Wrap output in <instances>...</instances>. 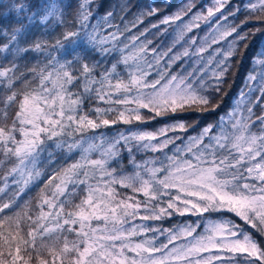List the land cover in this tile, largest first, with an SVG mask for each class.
I'll list each match as a JSON object with an SVG mask.
<instances>
[{"label": "snow or ice", "instance_id": "6c2138e0", "mask_svg": "<svg viewBox=\"0 0 264 264\" xmlns=\"http://www.w3.org/2000/svg\"><path fill=\"white\" fill-rule=\"evenodd\" d=\"M102 7L0 0V264H264V114L253 112L264 105V53L243 108L187 142L169 135L194 127L188 116L221 107L241 47L264 36V0H184L159 22L190 17L172 47L187 46L171 56L172 47L157 56L151 40L137 43L148 29L121 40L130 29L112 20L124 19L127 3L100 16ZM160 11L155 0L143 4L133 27ZM212 18L199 43L185 41ZM104 25L114 31L102 36ZM230 36L227 47H213ZM165 117L173 122L149 130ZM121 124L128 127L104 131ZM33 186L35 203L21 201ZM185 216L206 220L202 231L200 220L151 223Z\"/></svg>", "mask_w": 264, "mask_h": 264}, {"label": "trees", "instance_id": "16d2710c", "mask_svg": "<svg viewBox=\"0 0 264 264\" xmlns=\"http://www.w3.org/2000/svg\"><path fill=\"white\" fill-rule=\"evenodd\" d=\"M101 3H103V7L99 9L100 16H103V14L109 10V9H116L117 12H119V9L116 7L117 5L127 3L131 7V11L128 12V14L124 17L123 20L117 16L116 19L112 20L113 24L119 25L121 30L124 29L125 24H127L130 31L124 32L123 36H121V40L124 42L126 41V37H130L133 35H139L141 32H143L145 29H148L145 36H141L140 41H137V43H140L145 40H151L152 44L148 45V47L151 49L153 47L156 48V55L159 56L161 53L166 52L170 47L173 46L174 41L176 40L180 27L184 23L189 22L190 17H184L183 21H176L173 24L170 25H163L160 24V19H162L166 15H171L176 11V9L181 6V4L184 2V0H155V3L158 7H160L161 11L159 16H153L144 19L143 23H136L135 27H133V21H134V14L136 13L137 9L141 7L145 3H150L152 0H100ZM195 3L198 6H211L213 3V0H195ZM233 4H239L240 0H232ZM244 3L247 4V0H244ZM168 5H171L169 7ZM199 10L203 11V8H200ZM100 16L97 17V19L100 18ZM243 19V17H241ZM230 21H221V23H229ZM96 23V20H93V24ZM238 23V21H237ZM153 24H158L159 28H152ZM200 27L193 28L192 32H189L185 36V41L188 40L190 37L195 36L197 38V41L201 40L208 32L211 31L212 28L215 27V18H212V21L210 23H206L204 21L199 22ZM178 25L180 27H178ZM253 26H258V22L253 21L252 24L248 25L245 30L252 29ZM167 29V31H165ZM101 35H106L108 32L114 31L112 28H107L106 25L102 29H100ZM233 40V37H227L225 40H222L220 44L213 45L214 48H220V47H227L231 41ZM244 42H241V45H243ZM248 47L247 49H244L241 47L242 56L238 59H234L233 62V68L231 72V76L229 78L228 85L225 87L226 95L223 97V103L219 109H217L215 112L212 113H204V114H196V117L193 118L191 116H188L187 119L190 123L194 125V127H190L189 130L185 132H176V133H169V135H179L184 138V141L187 142V138L190 136H196L200 133V131L208 126L216 124L220 121L221 117H224L227 119V114L231 112L234 108L237 107V105H240L241 108H243L244 102L241 100V96L243 93H248L249 87H252L253 89L256 88L258 84L257 82H250L248 79L249 74L258 75L259 73V66L256 63V59L258 58L260 53H264V36L261 35H253L250 36L249 40L247 41ZM182 45L187 46L184 41H181L180 43L175 44V47H172V52H169L168 55L171 56L174 53L178 51H182ZM121 47L123 44L120 45ZM148 59L151 61L153 60V53H148ZM167 60V57H161L160 65L159 67H163L165 65V61ZM25 63H35L34 60H32L31 56H29L28 60L25 61ZM154 67H156L154 65ZM177 68L176 65H173V71H175ZM156 73L155 71H152V75L149 77V80L155 78ZM254 96H258V92L253 93ZM253 112L255 115H262L264 114V105H257ZM255 119V116L253 117ZM173 121L169 120L168 118H158V121H153L149 127V130H153L155 128H159L162 126H167L169 123H172ZM128 126L125 125H117L113 127L112 129H105V132H111L115 133L117 130H123ZM255 130V129H254ZM180 141H177V144H179ZM170 148L173 146L170 145ZM168 151L167 149L165 150ZM169 154H171L169 152ZM139 155L144 156L147 158L149 155L153 156H159V153H141ZM139 158V156H138ZM69 163L71 161H68ZM63 163V161H61ZM59 165H57L58 167ZM51 172L50 168H46L45 170V177H42L41 182H39L40 187L43 186V180L46 178L47 174ZM122 192H124L126 195H133L130 190H124L121 189ZM39 192V188L33 186L31 190L26 191L24 196L21 197V201L24 200H31L33 204L35 203V197L37 196V193ZM139 198H142V196H139ZM209 219H218L220 217L218 216H211L208 217ZM197 220H200L201 228L197 229L198 232L202 231V228L204 224L206 223V220L200 219L195 216H185V217H173L170 220H165L162 222H151L153 226H156L159 224L160 226L164 228H169L174 226L175 224H182L185 222L192 223ZM135 223H140L139 220L135 221ZM147 223V222H146ZM149 236L151 233L148 234ZM165 240V237L161 236L157 240V243L160 241Z\"/></svg>", "mask_w": 264, "mask_h": 264}]
</instances>
